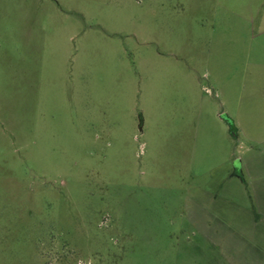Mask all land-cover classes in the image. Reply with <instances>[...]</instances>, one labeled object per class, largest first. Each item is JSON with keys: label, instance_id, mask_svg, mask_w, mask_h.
<instances>
[{"label": "rangeland", "instance_id": "obj_1", "mask_svg": "<svg viewBox=\"0 0 264 264\" xmlns=\"http://www.w3.org/2000/svg\"><path fill=\"white\" fill-rule=\"evenodd\" d=\"M217 1L0 0V264H175Z\"/></svg>", "mask_w": 264, "mask_h": 264}, {"label": "crops", "instance_id": "obj_2", "mask_svg": "<svg viewBox=\"0 0 264 264\" xmlns=\"http://www.w3.org/2000/svg\"><path fill=\"white\" fill-rule=\"evenodd\" d=\"M217 2L195 154L208 180L188 188L175 264H264V5Z\"/></svg>", "mask_w": 264, "mask_h": 264}]
</instances>
